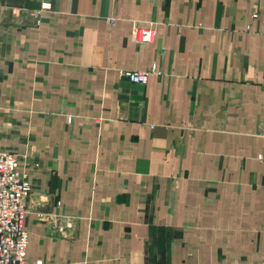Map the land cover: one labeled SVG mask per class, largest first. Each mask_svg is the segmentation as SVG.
<instances>
[{"label":"crops","instance_id":"1","mask_svg":"<svg viewBox=\"0 0 264 264\" xmlns=\"http://www.w3.org/2000/svg\"><path fill=\"white\" fill-rule=\"evenodd\" d=\"M263 29L264 0H0L28 262L264 264Z\"/></svg>","mask_w":264,"mask_h":264},{"label":"built area","instance_id":"2","mask_svg":"<svg viewBox=\"0 0 264 264\" xmlns=\"http://www.w3.org/2000/svg\"><path fill=\"white\" fill-rule=\"evenodd\" d=\"M42 8L47 9L48 7L42 6ZM156 27L157 22H151L148 27H139L137 22H133L131 41L138 44L152 42L156 34ZM120 72L122 76L128 77L132 82L145 83L148 76L156 72V69L155 66H152L149 70L127 69ZM261 137L264 147V121ZM257 159L264 168V149L257 155ZM19 163V156L16 153L0 149V264H30L26 255L28 231L25 225V216L32 184L28 174L19 170ZM69 219L61 221V216L52 213L48 221L62 233L70 226ZM34 264L43 263L39 259Z\"/></svg>","mask_w":264,"mask_h":264},{"label":"rangeland","instance_id":"3","mask_svg":"<svg viewBox=\"0 0 264 264\" xmlns=\"http://www.w3.org/2000/svg\"><path fill=\"white\" fill-rule=\"evenodd\" d=\"M13 15H14V16H15V15H18V13H15V14H13Z\"/></svg>","mask_w":264,"mask_h":264}]
</instances>
